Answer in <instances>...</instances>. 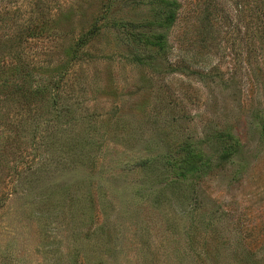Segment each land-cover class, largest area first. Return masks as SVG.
<instances>
[{"label":"rangeland","instance_id":"rangeland-1","mask_svg":"<svg viewBox=\"0 0 264 264\" xmlns=\"http://www.w3.org/2000/svg\"><path fill=\"white\" fill-rule=\"evenodd\" d=\"M0 1V264H264V0ZM228 131L240 148L215 167ZM210 169L177 180L188 149Z\"/></svg>","mask_w":264,"mask_h":264},{"label":"trees","instance_id":"trees-1","mask_svg":"<svg viewBox=\"0 0 264 264\" xmlns=\"http://www.w3.org/2000/svg\"><path fill=\"white\" fill-rule=\"evenodd\" d=\"M1 2L14 3L11 0H0ZM157 16L152 20L144 21H122L120 27L125 30L132 47L139 48L143 57H139L138 62L152 60L151 52L165 53L168 44L166 41V31L173 25L179 5L176 0H157ZM256 122L260 129L264 131V117L258 116ZM217 140L222 144L215 167H223L238 152L239 141L228 131H218ZM210 160L204 158L199 150L188 149L179 160L175 177L177 180H184L187 175L195 172H205L210 169Z\"/></svg>","mask_w":264,"mask_h":264}]
</instances>
